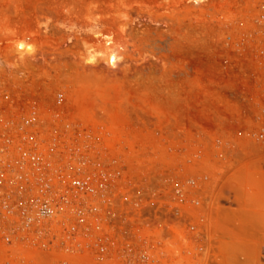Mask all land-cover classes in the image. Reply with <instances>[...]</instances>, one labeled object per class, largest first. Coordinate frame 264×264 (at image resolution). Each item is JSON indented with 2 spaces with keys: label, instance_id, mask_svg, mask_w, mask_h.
I'll list each match as a JSON object with an SVG mask.
<instances>
[{
  "label": "rangeland",
  "instance_id": "374dc122",
  "mask_svg": "<svg viewBox=\"0 0 264 264\" xmlns=\"http://www.w3.org/2000/svg\"><path fill=\"white\" fill-rule=\"evenodd\" d=\"M205 1L0 0V186L12 122L35 106L39 126L114 163L118 194L197 186L176 219L146 204L129 247L156 264H264V0Z\"/></svg>",
  "mask_w": 264,
  "mask_h": 264
},
{
  "label": "built area",
  "instance_id": "2783aa9c",
  "mask_svg": "<svg viewBox=\"0 0 264 264\" xmlns=\"http://www.w3.org/2000/svg\"><path fill=\"white\" fill-rule=\"evenodd\" d=\"M39 116L32 106L20 125L12 122V186H0L1 264H156L129 247V220L142 222L145 205L156 203L176 219L175 205H190L197 186H155L149 199L144 190L118 194L119 173L93 142L67 144L63 127L39 126ZM253 139L264 142V128Z\"/></svg>",
  "mask_w": 264,
  "mask_h": 264
},
{
  "label": "bare ground",
  "instance_id": "6f19581e",
  "mask_svg": "<svg viewBox=\"0 0 264 264\" xmlns=\"http://www.w3.org/2000/svg\"><path fill=\"white\" fill-rule=\"evenodd\" d=\"M201 1H202V3H205V2H206L205 0H201ZM97 29H98V26H97V25H94V26H92V27L90 28L89 33H94ZM70 30H71V29H67V32H69ZM67 40H68V41H71V37H70V35L68 36ZM0 63L2 64L1 59H0Z\"/></svg>",
  "mask_w": 264,
  "mask_h": 264
},
{
  "label": "crops",
  "instance_id": "0c3cea01",
  "mask_svg": "<svg viewBox=\"0 0 264 264\" xmlns=\"http://www.w3.org/2000/svg\"><path fill=\"white\" fill-rule=\"evenodd\" d=\"M224 186H219V189L223 188ZM264 229V228H261ZM260 239H262L260 236H256L254 239H252V247L253 249L255 248V245L258 243V241H260Z\"/></svg>",
  "mask_w": 264,
  "mask_h": 264
}]
</instances>
